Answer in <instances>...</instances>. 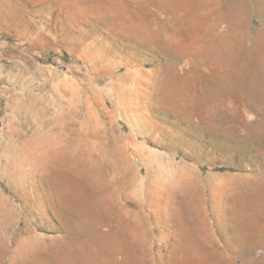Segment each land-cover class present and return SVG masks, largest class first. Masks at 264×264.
I'll list each match as a JSON object with an SVG mask.
<instances>
[{"label": "rangeland", "instance_id": "obj_1", "mask_svg": "<svg viewBox=\"0 0 264 264\" xmlns=\"http://www.w3.org/2000/svg\"><path fill=\"white\" fill-rule=\"evenodd\" d=\"M0 264H264V0H0Z\"/></svg>", "mask_w": 264, "mask_h": 264}, {"label": "bare ground", "instance_id": "obj_2", "mask_svg": "<svg viewBox=\"0 0 264 264\" xmlns=\"http://www.w3.org/2000/svg\"><path fill=\"white\" fill-rule=\"evenodd\" d=\"M172 175H173V176H172L171 178H173V180H174V178H175V180H176V179H177V177H179V175L177 174V172H176V173H174V174L172 173ZM179 180H180V179H179Z\"/></svg>", "mask_w": 264, "mask_h": 264}]
</instances>
